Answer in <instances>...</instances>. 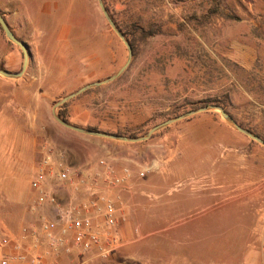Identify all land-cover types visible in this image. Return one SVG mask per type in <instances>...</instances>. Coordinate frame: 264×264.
Listing matches in <instances>:
<instances>
[{"label":"rangeland","instance_id":"374dc122","mask_svg":"<svg viewBox=\"0 0 264 264\" xmlns=\"http://www.w3.org/2000/svg\"><path fill=\"white\" fill-rule=\"evenodd\" d=\"M105 2L133 42L131 63L120 78L74 97L56 108V115L64 113L68 123L84 129L142 137L155 125L190 111L195 107L190 103L216 99L239 126L264 138L262 6L252 17L247 14L249 0H236V11L230 14L220 9L225 0ZM0 13L30 51L23 76L14 81L21 90L37 84L33 91L49 96V167L54 175L68 171L67 149L86 138L54 120V105L114 75L126 63L127 50L97 0H0ZM22 63L20 49L0 29V69L17 73ZM4 79L0 76V81H10ZM6 83L0 82V90L17 82ZM165 134L179 137L170 162L144 177L124 167L137 178L127 192L116 190V200H111L120 246L106 257H81L71 247L52 251L44 239V264H264V147L215 111L178 121L136 145ZM74 151L83 163L81 145ZM190 154L185 162L184 155ZM200 159L207 161L206 167L196 169ZM81 200L76 208L83 214ZM5 204H0V219L22 234L21 221ZM42 217L36 210L28 223L43 224ZM96 221L103 228L101 218Z\"/></svg>","mask_w":264,"mask_h":264},{"label":"crops","instance_id":"0c3cea01","mask_svg":"<svg viewBox=\"0 0 264 264\" xmlns=\"http://www.w3.org/2000/svg\"><path fill=\"white\" fill-rule=\"evenodd\" d=\"M189 1L193 3L201 0ZM237 6L236 0H225V4L220 9H224L225 13L230 14L229 10L235 12ZM260 6L264 9V0H249L247 14L252 17L258 16L259 14L256 15L254 9L256 10ZM219 21L224 20L220 19ZM34 78L32 82H37L38 77ZM7 80L10 81L0 82L5 86L9 84L6 82L17 83L8 85L11 87L9 90H0V204L6 201L5 205L8 211H12L14 216H17L16 218L21 221V228H27L35 233L39 231L36 235L41 237L24 236L20 232H13L5 226L1 219L0 230L8 236L11 241L10 245H18L29 257L44 252L46 245L43 244V241L46 238L40 233V229L44 222L55 219L58 205L66 206L72 201L77 206L80 197H82L80 204L85 203V205L89 200H95L100 196L116 200L118 192L116 190L127 192L133 179L137 178L131 172L129 179L121 186L109 187L107 183L110 177L105 173V169L94 161L96 155L100 154V157H103L98 162L104 161L107 166H112L117 174L124 167L138 172L141 166H150V171L145 175L148 176L153 169H161L162 165L170 162L180 146L179 137H175L174 134H165L148 145L139 146L136 144L141 143L120 142L77 133L78 136H85L86 139H83L82 143H80V139H76L75 145L70 146L69 150L67 149L71 160L68 164L70 167L66 172L72 175L74 182L78 176L84 180L90 177L91 180L88 181L90 192L75 186L73 182L59 186L57 178L60 172L54 175V169L49 167L47 161L49 126L45 114L49 96L43 90L33 91L37 84H26L25 89L21 90L20 82ZM18 95L21 100H17ZM52 140L56 141V139ZM80 145L85 157L83 163H80L78 152L74 151V146L78 148ZM190 156L191 154L184 155V161L188 162ZM58 157L61 156L58 155L56 158L58 159ZM189 163H192V160H189ZM206 164V160L200 159L196 169L205 168ZM38 173L45 175L41 191L33 190L31 187L32 179ZM80 189L81 191H79ZM33 198L36 199L32 203ZM36 210L40 216H43V224L39 221L38 225H30L28 222L32 220ZM19 211L23 215L20 216ZM84 214L93 215L95 213L93 209L89 208L84 211ZM6 251L7 249L2 252L6 254Z\"/></svg>","mask_w":264,"mask_h":264},{"label":"built area","instance_id":"2783aa9c","mask_svg":"<svg viewBox=\"0 0 264 264\" xmlns=\"http://www.w3.org/2000/svg\"><path fill=\"white\" fill-rule=\"evenodd\" d=\"M98 164L110 177L107 183L109 187L121 186L129 179L130 173L126 168L121 169L117 174V171L113 167H108L104 161H99ZM149 171L150 166H141L138 176L144 177ZM44 181L43 173L36 174L31 182L32 189L41 191ZM57 181L59 186L73 182L75 186L90 192L86 180L78 176L74 182L72 175L66 171L59 173ZM89 208L93 209L95 214H81L72 201L66 206H57L55 219L44 222L40 229L52 251L71 247L78 251L81 257H106L120 246L114 231L116 208L111 200L100 196L95 200H89L85 209L89 210ZM97 217L101 218L103 228L98 227ZM21 232L24 236L36 234L27 228H22ZM10 242L8 236L0 230V264H44L43 253L29 257L18 245H10ZM5 249H7L6 254L2 252Z\"/></svg>","mask_w":264,"mask_h":264},{"label":"water","instance_id":"95a60500","mask_svg":"<svg viewBox=\"0 0 264 264\" xmlns=\"http://www.w3.org/2000/svg\"><path fill=\"white\" fill-rule=\"evenodd\" d=\"M97 4L98 7L103 15V18L105 19L107 25L109 26V28L115 33V35L120 39V41L123 43V45L125 46L126 50H127V60L126 63L111 77L103 80V81H97L88 85H85L84 87H82L81 89L77 90L76 92L62 98L61 100H59L53 108L52 111V116L54 118V120L61 125L62 127H64L67 130L73 131L75 133L81 134V135H86L89 137H99V138H105V139H111V140H115V141H120V142H128V143H140V142H145L147 140H149L151 138V136H153L155 133H157L158 131L178 122L184 119H187L189 117H192L194 115L200 114V113H205V112H209V111H215L218 112L219 115L221 116V118L228 124L230 125L233 129H235L237 132L241 133L242 135L246 136L247 138L251 139L252 141L258 143L259 145H261L262 147H264V141L259 138L258 136H256L255 134H253L252 132L242 128L241 126H239L232 118L231 116L226 113L223 108H221L220 106H215V105H208V106H203L200 107L198 109L192 110V111H188L186 113H183L177 117L168 119L158 125H155L154 127H152L144 136L142 137H124V136H118V135H112V134H108V133H103V132H99V131H91V130H87V129H83L77 126H74L64 120H62L58 115L55 114L54 110L56 108H58L59 106L65 104L66 102H68L69 100L73 99L74 97H77L81 94H83L84 92L91 90V89H95L98 88L102 85L105 84H109L115 80H117L118 78H120L125 71L127 70V68L129 67L131 60H132V48L129 44V42L127 41V39L125 38V36L121 33V31L118 29V27L116 26V24L114 23V21L111 19L108 11L106 10L104 4H103V0H97ZM0 29L1 31L4 33L6 39L12 43L13 45L17 46L23 56V63H22V67L21 70L17 73H11L8 72L6 70L0 69V76L5 78V79H11V80H17L20 79L27 66H28V61H29V57H30V51L28 46L22 42L21 40H19L14 34L13 32L10 30V28L8 27L4 17L2 16V14L0 13Z\"/></svg>","mask_w":264,"mask_h":264},{"label":"trees","instance_id":"16d2710c","mask_svg":"<svg viewBox=\"0 0 264 264\" xmlns=\"http://www.w3.org/2000/svg\"><path fill=\"white\" fill-rule=\"evenodd\" d=\"M103 4H104L106 10L108 11V13H109L111 19L114 21L112 15L110 14V11H109V9H108V7H107V5H106L105 0H103ZM213 11H214V10H213ZM213 11H212V12H213ZM114 23L116 24L115 21H114ZM116 26L118 27V29L121 31V33L125 36V38H126L127 41L129 42V44H130V46H131V48H132V52H133V42L130 40L129 35H128L126 32H124L123 30H121V28H120L117 24H116ZM150 35H151V33L149 32V33H147L146 37H147V36H150ZM86 92H87V91H86ZM84 93H85V92H84ZM197 104H200V103H196V104H195V103H190V106H195V107H193L192 109H190V111L195 110V109H198V108L203 107V106L215 105V106H220V107L223 108V110L226 112V106H225V103L222 102V101H220V100L213 99V100L206 101V102L203 101L198 107H197ZM66 105H67V104H64V105L61 106L60 108H63V107H65ZM226 113H227V112H226ZM58 116H59L62 120H64V121L67 122L64 113H59ZM240 126H241V125H240ZM241 127H242V126H241ZM242 128H243V127H242ZM244 129H246V128H244ZM87 130L97 131L96 129H93V128H90V129H87ZM247 130L250 131V132H252V131L249 130V129H247ZM252 133H254V132H252ZM254 134H255V133H254ZM117 135H118V136H122V135H120V134H117ZM255 135L258 136L259 138H261V139L264 141V138H262L261 136H259V135H257V134H255Z\"/></svg>","mask_w":264,"mask_h":264}]
</instances>
